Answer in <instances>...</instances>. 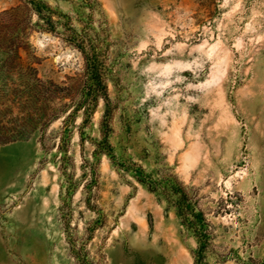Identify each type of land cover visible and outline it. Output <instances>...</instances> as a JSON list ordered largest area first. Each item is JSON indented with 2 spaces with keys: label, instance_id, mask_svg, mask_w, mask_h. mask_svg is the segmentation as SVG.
Returning <instances> with one entry per match:
<instances>
[{
  "label": "rangeland",
  "instance_id": "1",
  "mask_svg": "<svg viewBox=\"0 0 264 264\" xmlns=\"http://www.w3.org/2000/svg\"><path fill=\"white\" fill-rule=\"evenodd\" d=\"M40 1L61 15L54 32L35 15L27 21L24 0H0V24L19 10L38 77L76 89L84 58L68 40L96 43L116 158L147 172L171 168L198 189L202 207L218 213L207 262L264 264V0ZM103 110L99 102L83 141L80 116L68 127L70 198L62 120L0 144V264H81L72 245L90 264H193L196 243L174 212L105 155L93 158ZM16 117L13 107L1 124Z\"/></svg>",
  "mask_w": 264,
  "mask_h": 264
},
{
  "label": "trees",
  "instance_id": "2",
  "mask_svg": "<svg viewBox=\"0 0 264 264\" xmlns=\"http://www.w3.org/2000/svg\"><path fill=\"white\" fill-rule=\"evenodd\" d=\"M24 2L22 11L27 21L31 15H35L38 21L44 23V29L55 31L53 17L61 15L40 0ZM206 6L209 8V5ZM18 12L19 10H12L8 13L9 22L0 24V107H5L0 110V116H4L13 107H17L20 114V117L9 121V127L0 121V144L28 140L36 129L39 128L43 134L51 123L62 120L63 127L58 137L60 141L57 150L62 163V176L66 182L65 194L70 198L76 189V183H73L63 169L68 160L65 147L68 127L73 126L75 119L80 116L77 129L83 141V128L90 123L99 102H103L104 110L99 124L100 139L91 141L94 145L93 158L98 161L99 157L105 155L121 177L128 175L132 181L154 195L160 204L163 203L165 212L173 211L185 233L196 243V248L192 251L193 264H212L207 262V258L214 254L215 231L210 217H216L218 213L202 207L203 197L199 195L198 189L185 185L171 168L147 172L141 165L130 160H118L113 153L109 142L113 110L106 84L108 73L98 45L90 42L87 49L83 40L79 43L68 40L84 58L83 76L76 89L56 85L49 80L43 81L38 77V69L33 66L39 60L28 52L30 45L27 42L26 27L17 23ZM70 32L75 34L73 30ZM95 173L93 168L92 174ZM128 184L135 188L133 182ZM86 204L90 207L89 201ZM71 252L77 263L90 264L86 255H81L83 249L76 250L72 245Z\"/></svg>",
  "mask_w": 264,
  "mask_h": 264
}]
</instances>
